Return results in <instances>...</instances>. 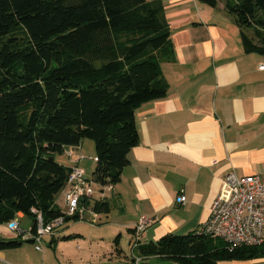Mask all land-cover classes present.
<instances>
[{
    "label": "trees",
    "instance_id": "1",
    "mask_svg": "<svg viewBox=\"0 0 264 264\" xmlns=\"http://www.w3.org/2000/svg\"><path fill=\"white\" fill-rule=\"evenodd\" d=\"M225 6L244 52L264 55V0ZM172 53L161 0H0V225L21 213L33 234L31 210L45 222L61 215L55 199L71 168L56 156L84 140L95 148L91 181L100 189L117 185L139 143L135 111L166 97L160 65ZM83 204L93 214L110 213L106 198ZM21 244L0 240V251ZM138 252L161 263L218 264L264 259V243L231 249L195 231Z\"/></svg>",
    "mask_w": 264,
    "mask_h": 264
},
{
    "label": "crops",
    "instance_id": "2",
    "mask_svg": "<svg viewBox=\"0 0 264 264\" xmlns=\"http://www.w3.org/2000/svg\"><path fill=\"white\" fill-rule=\"evenodd\" d=\"M161 2L173 48L160 65L167 94L135 111L139 143L129 153L120 182L106 195L110 213L104 220L94 214L96 223L92 212L84 213V220L99 231L92 228L85 237L69 221L44 236L37 251L32 220L18 213L14 219L22 234L0 225V240L22 244L0 251V264H129L132 256L140 257V245L198 231L215 199L227 195L226 174H264V70L258 68L264 55L244 52L225 0H216L214 8L197 0ZM84 145L85 140L68 147L64 161H56L84 170L83 158L77 159L83 157ZM181 195L184 204L177 203ZM64 205L60 193L55 207L62 212ZM141 219L148 222L132 250L134 227ZM218 264H264V259Z\"/></svg>",
    "mask_w": 264,
    "mask_h": 264
},
{
    "label": "built area",
    "instance_id": "3",
    "mask_svg": "<svg viewBox=\"0 0 264 264\" xmlns=\"http://www.w3.org/2000/svg\"><path fill=\"white\" fill-rule=\"evenodd\" d=\"M259 70H264V60L259 65ZM68 151L67 155L72 156ZM78 161L82 159L77 157ZM227 195H219L210 208V216L207 222L197 231L199 234L210 238L220 239L231 249L239 247H255L264 243V174L239 177L234 172L225 175L223 179ZM95 185L89 179L82 168L72 167L65 188L61 191L64 200V210L61 215L45 222L40 212L31 210L35 217L36 228L31 240L37 251L42 250V238L54 235L55 232L65 225L66 219L79 217L84 220L87 212L83 204L85 199H91L97 195V199L104 200L107 193L113 192V187L99 188L96 192ZM186 202L185 196L177 198L178 204ZM90 212V211H89ZM92 223H95V215ZM146 219H141L134 227L135 242L134 250L138 245V236L144 230ZM8 228L18 235L22 234L17 220L8 223ZM140 256H132L129 264H146Z\"/></svg>",
    "mask_w": 264,
    "mask_h": 264
},
{
    "label": "rangeland",
    "instance_id": "4",
    "mask_svg": "<svg viewBox=\"0 0 264 264\" xmlns=\"http://www.w3.org/2000/svg\"><path fill=\"white\" fill-rule=\"evenodd\" d=\"M82 153H83L82 154L83 155V157H82L83 158V163H82L81 167L84 168L85 175L89 179H91L92 172H93V170L95 168V162H93V159H94L93 157L95 155V148H94V143L91 140H85V145H84ZM65 156H66V154H65ZM56 159H58V160L61 159V161H64L65 157L63 156V154L62 155H57ZM92 188H93V190L95 192L97 191V186L96 185H93ZM97 198L98 197L95 194L93 199H97ZM91 203H93V202H91ZM63 209H64V206H63ZM84 216H86V214ZM104 219H105V215L101 214V219L100 220H104ZM25 221L28 222V221H31V219L26 217ZM97 222H98V224H101L99 220ZM68 224H70L71 226L76 224L75 225L76 229H81V231H83V233L85 234V237H88V231L90 229L98 228V226H92L91 227L92 224H90V221H88L86 219L82 220V221H77V222L70 221ZM95 230L99 231L98 229H95ZM66 244H69V243H66ZM66 246H68V245H66ZM70 252H72V251H70ZM159 264H173V263L166 261L165 263L164 262H162V263L160 262Z\"/></svg>",
    "mask_w": 264,
    "mask_h": 264
}]
</instances>
